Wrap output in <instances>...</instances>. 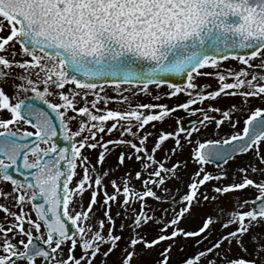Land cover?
Here are the masks:
<instances>
[{
	"label": "snow or ice",
	"instance_id": "6c2138e0",
	"mask_svg": "<svg viewBox=\"0 0 264 264\" xmlns=\"http://www.w3.org/2000/svg\"><path fill=\"white\" fill-rule=\"evenodd\" d=\"M178 237L264 264V0H0V264Z\"/></svg>",
	"mask_w": 264,
	"mask_h": 264
},
{
	"label": "rangeland",
	"instance_id": "374dc122",
	"mask_svg": "<svg viewBox=\"0 0 264 264\" xmlns=\"http://www.w3.org/2000/svg\"><path fill=\"white\" fill-rule=\"evenodd\" d=\"M181 100H183V97H181ZM170 103H175V101H172ZM222 106H226L228 104V100L224 99L219 102ZM178 117L182 118V120L189 121L196 117L194 116H188L186 112L184 111H178L176 114ZM187 155V153H185ZM108 164H114L115 163V156L111 157L108 162ZM211 167V166H210ZM153 207H156L155 204L152 205ZM138 207V206H137ZM166 207V205H165ZM115 210V209H114ZM203 210L197 209L193 216L186 219L182 223V227H186L188 230H195L201 223V217L199 213H201ZM102 215V213H101ZM120 221H117V226L119 225ZM217 228H219V225H217ZM159 231L157 226H153L152 228L145 229V233L151 238L157 234ZM127 235V234H125ZM172 244L171 252L169 253V264H186L188 259H192L199 251L203 250L207 245L208 241L205 240L203 244H197L196 239L194 238H185V237H178L174 241H168V242H162L159 246L155 247L154 249L150 251H145L142 257V264H159V260L161 259L160 253L164 250V248L167 247L168 244ZM184 247H189L190 251L187 254V256L183 259L181 263L178 262V257L182 253ZM120 256V252L117 251L113 259H117Z\"/></svg>",
	"mask_w": 264,
	"mask_h": 264
},
{
	"label": "water",
	"instance_id": "95a60500",
	"mask_svg": "<svg viewBox=\"0 0 264 264\" xmlns=\"http://www.w3.org/2000/svg\"><path fill=\"white\" fill-rule=\"evenodd\" d=\"M192 125V121L191 122H188L186 123V126H191ZM183 257V256H182Z\"/></svg>",
	"mask_w": 264,
	"mask_h": 264
}]
</instances>
